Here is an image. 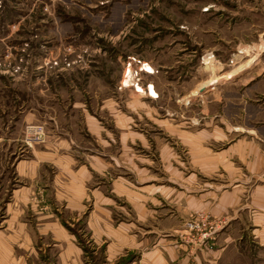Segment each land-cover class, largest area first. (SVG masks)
<instances>
[{"label": "rangeland", "instance_id": "obj_1", "mask_svg": "<svg viewBox=\"0 0 264 264\" xmlns=\"http://www.w3.org/2000/svg\"><path fill=\"white\" fill-rule=\"evenodd\" d=\"M149 84L156 97L135 91ZM237 90L244 105L264 110V0H0V264L139 261L141 251L107 248L111 224L90 196L99 176L85 170L79 203L67 191L70 174L80 163L103 169V154L132 189L146 185L147 215L121 201L110 215L115 243L123 223L139 237L175 210L169 183L189 166L175 132L200 130L202 111ZM199 212L209 213L182 223ZM241 238V264H264V234ZM146 239L144 256L156 244Z\"/></svg>", "mask_w": 264, "mask_h": 264}, {"label": "crops", "instance_id": "obj_2", "mask_svg": "<svg viewBox=\"0 0 264 264\" xmlns=\"http://www.w3.org/2000/svg\"><path fill=\"white\" fill-rule=\"evenodd\" d=\"M231 94L219 97L215 102L216 108L211 113L202 111L206 118L200 130L191 129L180 133L177 129L175 132L178 134L176 139L186 151L185 157L189 165L188 168L181 166L177 170L181 182L175 179L171 180L173 183H169L171 187L168 190L176 193L170 200L175 210H170L162 221L164 224L161 222V225L142 228L143 231L137 232L139 237L134 232L133 235L128 234L130 228L122 222L121 241L115 243L116 231L112 224L111 209L116 202L121 201L128 208L137 207L141 210L139 212H145L148 200L151 202V197L144 194L146 185L135 187L142 188L141 190L132 189L126 179L127 174L114 171L111 165L113 158L103 154L97 156L98 160H108L110 165L106 164L103 169H88L80 163L77 172L70 174L72 184L67 186V191H74L72 197L79 203L84 198L83 190L88 181L84 178V172L89 171V180L94 175L99 176L101 182L92 186L90 194L94 208L103 213L96 217L111 224L106 226L105 231V236L110 240L107 248L112 244L113 249L116 247L117 254L121 248L135 253L141 251L142 258L129 264H241L242 260H247L239 250L241 233L249 232L254 239L261 240L264 234V118L259 116L264 110L253 111L250 104L248 107L244 105L243 102L246 101L241 90ZM215 117L219 118L214 120ZM89 122L90 131L97 136L100 130L98 124ZM178 189L184 192L179 196L185 202V205H181V214H177V205L181 201L177 199ZM198 210L207 211L216 219H224L225 225L212 244L201 245L196 249L184 241L186 238L182 221L186 214ZM145 214L147 215L146 212ZM100 220L96 219L95 223H100ZM137 220H146V216L142 218L138 214ZM145 234H152L156 244L144 256V244L148 236ZM135 238L139 240L136 241Z\"/></svg>", "mask_w": 264, "mask_h": 264}, {"label": "built area", "instance_id": "obj_3", "mask_svg": "<svg viewBox=\"0 0 264 264\" xmlns=\"http://www.w3.org/2000/svg\"><path fill=\"white\" fill-rule=\"evenodd\" d=\"M142 67L147 72V69L144 66ZM126 71L128 74L131 72L128 67ZM224 225L225 223L223 221L212 217L208 213L199 212L195 215L194 219H186L182 223L186 238L184 241L195 248H199L201 245H210L215 240L217 233L223 229Z\"/></svg>", "mask_w": 264, "mask_h": 264}, {"label": "bare ground", "instance_id": "obj_4", "mask_svg": "<svg viewBox=\"0 0 264 264\" xmlns=\"http://www.w3.org/2000/svg\"><path fill=\"white\" fill-rule=\"evenodd\" d=\"M252 57V56H251ZM252 60V58H249L246 62H239V63H237L231 70H229L225 75H223L222 77H228V76H230V75H233L234 73H236L237 71H239V70H241L243 67H244V65H245V63H248V62H250ZM147 70V72H152V67L150 66V65H148L147 63L145 64V66H144ZM246 67V66H245ZM214 80H215V78H214V76L212 75L211 76V78H209L204 84H202L200 87H199V89L201 88H204V87H206V86H208L209 84H211V83H213L214 82ZM122 82H123V84H129V74H128V72L126 71L125 73H124V75H123V78H122ZM136 88L137 89H135V91H139V92H141V93H147V94H149V95H151V97H156L157 95H156V93H155V91H154V89H153V87H152V85H150L149 84V86L147 87V88H141L140 86H138V85H136Z\"/></svg>", "mask_w": 264, "mask_h": 264}]
</instances>
